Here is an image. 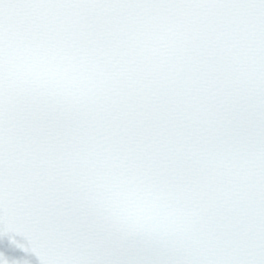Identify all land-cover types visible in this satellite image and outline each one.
<instances>
[{
  "label": "snow or ice",
  "instance_id": "obj_1",
  "mask_svg": "<svg viewBox=\"0 0 264 264\" xmlns=\"http://www.w3.org/2000/svg\"><path fill=\"white\" fill-rule=\"evenodd\" d=\"M0 264H264V0H0Z\"/></svg>",
  "mask_w": 264,
  "mask_h": 264
}]
</instances>
